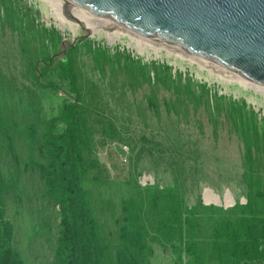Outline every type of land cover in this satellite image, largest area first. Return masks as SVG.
Listing matches in <instances>:
<instances>
[{
	"label": "rangeland",
	"instance_id": "1",
	"mask_svg": "<svg viewBox=\"0 0 264 264\" xmlns=\"http://www.w3.org/2000/svg\"><path fill=\"white\" fill-rule=\"evenodd\" d=\"M0 5L5 13L13 10L11 23L0 22V103L22 109L30 104L22 41L50 55L61 51L64 40L80 43L86 94L95 120H100L94 134L95 156L107 178L100 191L110 200L99 218L110 230L121 200L130 197L135 185L144 188L141 183L148 180L153 187L178 186L190 207L201 202L227 211L246 203L244 138L251 124L258 128L264 174V93L164 45L92 29L91 22L64 15L54 1L0 0ZM87 16L103 26V20ZM130 78L138 79L134 88ZM149 79L152 87L136 90ZM58 81L57 73L44 79ZM38 92L48 119L74 98L66 82L63 90ZM1 157L0 175L19 173L18 196H10L6 204L14 248L28 264H50L59 239V212L43 197L42 183L25 170L22 160L16 167L10 158ZM208 189L220 199L205 200ZM228 192L233 199L227 202ZM154 250L151 264L176 263L171 250L159 246ZM182 264H188L185 258Z\"/></svg>",
	"mask_w": 264,
	"mask_h": 264
},
{
	"label": "trees",
	"instance_id": "2",
	"mask_svg": "<svg viewBox=\"0 0 264 264\" xmlns=\"http://www.w3.org/2000/svg\"><path fill=\"white\" fill-rule=\"evenodd\" d=\"M4 13L0 5V22L11 23L13 10ZM21 45L30 104L22 109L0 103V156L16 167L22 160L25 170L42 183L43 197L59 212V239L50 264H151L154 246L171 250L175 264L184 258L188 264H264V174L256 125L247 128L244 138L245 204L227 211L201 202L190 207L178 186L135 185L130 197L121 200L110 230L99 218L110 200L100 191L107 182L95 156L100 120H95L86 94L80 43H62L55 55L37 51L32 42ZM54 73L58 82H44ZM2 81L0 74V85ZM65 82L73 102L45 118L38 91L63 90ZM151 82L136 90L152 87ZM136 85L138 79L130 78V88ZM150 102L157 107L154 98ZM18 178L19 173L0 175V264H28L14 248V226L6 210L7 199L18 196Z\"/></svg>",
	"mask_w": 264,
	"mask_h": 264
},
{
	"label": "water",
	"instance_id": "3",
	"mask_svg": "<svg viewBox=\"0 0 264 264\" xmlns=\"http://www.w3.org/2000/svg\"><path fill=\"white\" fill-rule=\"evenodd\" d=\"M60 1L264 87V0Z\"/></svg>",
	"mask_w": 264,
	"mask_h": 264
},
{
	"label": "bare ground",
	"instance_id": "4",
	"mask_svg": "<svg viewBox=\"0 0 264 264\" xmlns=\"http://www.w3.org/2000/svg\"><path fill=\"white\" fill-rule=\"evenodd\" d=\"M50 2H53L54 1V3H56L57 4V6L59 7V11H61L62 13H64V15H66V16H71V17H75V18H77V19H83V20H85V21H87V22H91L92 23V29H99V28H101V29H103L102 31L104 32V31H106V32H118L119 31V35L120 34H126L127 36H130V37H132L134 40H135V38H137L138 37V39L140 38V40L141 41H149V42H152V43H157V44H159L160 46H163V44H161V43H159V42H157V41H154V40H151V39H148V38H145V37H143V36H140L139 34H136V33H134L133 31H129V30H127V29H125V28H122L121 26H117V27H115L114 26V24H112V23H110V22H107V21H104V23H103V26H101L100 25V27H98L99 26V24H97V21H94V19H92L91 17H88L87 15H89V16H92V15H90V14H88V13H86V12H84V11H82V10H79V9H76V8H73V7H70L67 3H65V2H62V1H60V0H49ZM55 9H57L56 7H55ZM73 10V11H72ZM75 11V12H74ZM87 14V15H86ZM64 16L62 15V18H63ZM92 17H94V16H92ZM59 21V20H58ZM60 22V21H59ZM62 22V24H63V21H61ZM107 23V24H106ZM105 24V25H104ZM110 24V25H109ZM62 28V27H61ZM115 30V31H114ZM122 32H121V31ZM113 34V33H112ZM125 35V36H126ZM131 38V39H132ZM112 40V39H111ZM164 46H166V45H164ZM166 47H168L171 51L172 50H176L175 52H180V53H182L184 56H187L188 58H192V59H194V60H197V61H199V62H202V63H204V64H206V65H208V67L210 68V69H215V70H220V72L224 75V76H231V77H233L234 79H236L237 81H240V82H242V83H244V84H247L249 87H252V88H254V89H257V91L259 90L261 93H264V87H262V86H258V85H256V84H253L252 82H249V81H247V80H244V79H242V78H240V77H238L237 75H235V74H233V73H229V72H226V71H224V70H221L219 67H217V66H215V65H213V64H209L208 62H205V61H203V60H200V59H198V58H195V57H193V56H191V55H189V54H186V53H184V52H181V51H179V50H177V49H174V48H171V47H169V46H166ZM182 54H180V55H182ZM246 85V86H247ZM204 199L205 200H210V199H220V196L219 195H217V194H215L213 191H211V190H206L205 191V194H204ZM225 199H226V201L228 202V201H232V199H233V197H232V195L228 192L227 194H226V196H225Z\"/></svg>",
	"mask_w": 264,
	"mask_h": 264
},
{
	"label": "built area",
	"instance_id": "5",
	"mask_svg": "<svg viewBox=\"0 0 264 264\" xmlns=\"http://www.w3.org/2000/svg\"><path fill=\"white\" fill-rule=\"evenodd\" d=\"M144 187H147V186H152L153 185V182H152V180H148V181H146L144 184L143 183H141Z\"/></svg>",
	"mask_w": 264,
	"mask_h": 264
}]
</instances>
